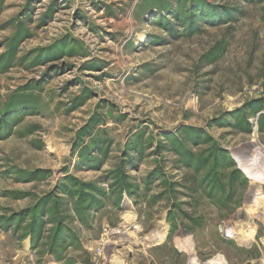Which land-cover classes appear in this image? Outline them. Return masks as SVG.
<instances>
[{
	"label": "rangeland",
	"instance_id": "rangeland-1",
	"mask_svg": "<svg viewBox=\"0 0 264 264\" xmlns=\"http://www.w3.org/2000/svg\"><path fill=\"white\" fill-rule=\"evenodd\" d=\"M256 149L264 0H0V264H264Z\"/></svg>",
	"mask_w": 264,
	"mask_h": 264
},
{
	"label": "bare ground",
	"instance_id": "bare-ground-1",
	"mask_svg": "<svg viewBox=\"0 0 264 264\" xmlns=\"http://www.w3.org/2000/svg\"><path fill=\"white\" fill-rule=\"evenodd\" d=\"M143 40L146 39L145 35H142L141 37ZM264 156V153L261 152L260 149H256L254 150L252 157H248L245 158V155H241V165L240 167L242 169H244L250 176V178L255 182V185L257 187L258 192L262 193L263 196L259 193V195H261L262 197H264V171L263 169H261L260 167V159H262V157ZM258 195V194H257ZM258 195V196H259ZM264 207V202L261 201V197H256L254 199V201L252 202L251 207L249 208L248 211V220L245 222V227H243L244 229H237V231H235L233 237H241L242 241H246L248 239H251L254 237V235H256V229L255 227L250 224L251 222V216L258 214V212H260V208ZM263 209V208H262ZM127 216H129V214H127ZM245 230H246V234H245ZM166 229L161 233V237H165L166 236ZM157 245V244H155ZM52 264V263H50Z\"/></svg>",
	"mask_w": 264,
	"mask_h": 264
}]
</instances>
